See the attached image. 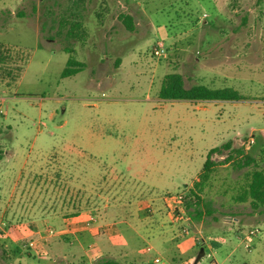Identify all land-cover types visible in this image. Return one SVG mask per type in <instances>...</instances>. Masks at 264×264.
<instances>
[{
  "label": "rangeland",
  "instance_id": "374dc122",
  "mask_svg": "<svg viewBox=\"0 0 264 264\" xmlns=\"http://www.w3.org/2000/svg\"><path fill=\"white\" fill-rule=\"evenodd\" d=\"M120 15L133 16V32ZM70 50L86 68L62 78ZM169 74L245 100L162 99ZM227 142L255 164L216 168L201 194L211 214L190 230L228 243L206 240L175 261L151 251L145 264H264V207L234 201L264 168V0H0V264H95L108 252L121 261L139 245L135 225L156 215L139 210L147 200L157 209L182 194L187 220L208 153ZM78 209L107 237L81 249L38 226ZM253 210L243 229L222 231ZM38 230L40 254L28 247Z\"/></svg>",
  "mask_w": 264,
  "mask_h": 264
},
{
  "label": "crops",
  "instance_id": "0c3cea01",
  "mask_svg": "<svg viewBox=\"0 0 264 264\" xmlns=\"http://www.w3.org/2000/svg\"><path fill=\"white\" fill-rule=\"evenodd\" d=\"M121 16V15H120ZM199 179H196L195 181H198ZM167 200H165L163 203L159 204V207L155 209L153 207V203H151L148 200L146 203V207H140L139 210L141 212H144L146 214H154L153 220H147L142 219L140 220V225H135L137 227V230L135 229L134 235L137 239L140 240L139 245L135 247L133 252H130L129 250H123L122 251V259L121 262L123 264H145L144 263V257L149 254V252L154 251L158 255L161 253H167L170 255V258L175 261V259L180 255H186L187 252L195 251L197 248H199L202 243H204L203 238L206 237L202 234V230L198 229V232L195 233L191 231L190 225H192L196 220L188 214V218L190 222H187V220H184V217L182 216V209L181 205L174 201L173 206H169L166 203ZM145 202H139L140 204H143ZM157 206V205H154ZM241 206V205H239ZM173 209H177V213L179 216H176V212H174ZM167 210V211H166ZM256 210V209H254ZM252 211H247L245 214L243 212H237V214L234 217H230L227 219L228 225H226L225 228L222 229V231L228 230V228L237 227V229L240 231L243 229L242 227L246 223H250L248 220H243L244 216L247 218H254L257 214ZM167 212V218H163L162 216L164 213ZM208 212L204 213L202 219L199 221L201 222V227L206 221V215ZM255 215V216H254ZM91 215L88 216V214L81 213L80 215L73 217V218H64L63 216H47L44 217L43 221L39 223L38 226L45 225L46 228L57 226V228H64L67 225H73L75 224V229H72V231L69 234L73 235V243L74 246L77 248H84V244L87 243L89 240H91L96 235H99V237H107V234H100L101 232L98 231L97 228H93L89 226V218ZM181 219L183 221H181ZM214 221H216V218L214 217ZM125 223V222H124ZM227 223V222H226ZM244 223V224H243ZM115 226L119 227L117 222L114 223ZM51 225V226H50ZM249 225V224H248ZM56 227L54 229H57ZM40 229V228H39ZM45 231V230H44ZM44 231L38 230L34 232L35 239L42 237L44 234ZM111 236L117 234V229L111 231ZM171 233V234H170ZM110 236V237H111ZM66 237V235H65ZM43 238V237H42ZM88 240V241H86ZM86 241V242H85ZM244 241V240H242ZM143 243L141 245L140 243ZM228 243L226 240L223 244ZM141 245V246H140ZM91 249L94 248V245L91 244ZM148 248L150 250H148ZM203 253V249H201ZM235 252V248L231 251L230 255ZM203 255V254H202ZM105 256H111V254L108 252V254H105ZM101 257H104L102 255ZM175 257V258H173ZM159 258L158 256L155 257ZM116 259V258H115ZM175 263V262H172ZM149 264V262H148Z\"/></svg>",
  "mask_w": 264,
  "mask_h": 264
},
{
  "label": "trees",
  "instance_id": "16d2710c",
  "mask_svg": "<svg viewBox=\"0 0 264 264\" xmlns=\"http://www.w3.org/2000/svg\"><path fill=\"white\" fill-rule=\"evenodd\" d=\"M125 27L128 31L135 30L134 18L131 15H121ZM70 50V58L67 66L62 72V78L75 76L86 68V64L74 58ZM160 96L165 100H190V101H242L245 97L238 91L232 88L213 89L204 85H196L189 89L184 86L183 77L180 74H169L165 77L160 90ZM224 151L229 154L224 161L217 162L213 160L215 154L222 155ZM2 159V152L0 151V160ZM232 165L234 169H244L255 164V159L245 156L244 150L241 148H233L231 142H227L219 147L213 148L208 153L206 162L204 164L199 180L193 184L194 191L192 196L196 201L194 203L186 204L188 214L194 220L200 221L203 217L201 209V194L207 186L216 168L220 165ZM247 182L241 188L239 193L234 197L237 203L250 202L253 209L264 207V168L256 169L247 174ZM79 209L73 213L65 214L64 218H73L80 215ZM211 214L210 211H208ZM85 261V259H84ZM84 264H86L84 262ZM95 264H123L121 261L110 256L100 258Z\"/></svg>",
  "mask_w": 264,
  "mask_h": 264
},
{
  "label": "built area",
  "instance_id": "2783aa9c",
  "mask_svg": "<svg viewBox=\"0 0 264 264\" xmlns=\"http://www.w3.org/2000/svg\"><path fill=\"white\" fill-rule=\"evenodd\" d=\"M153 54L156 57H164L165 49H164L163 44H158L154 48ZM254 143H255V141H254V138L252 137L251 140H250V145L252 146ZM184 200H185V196L182 195V194L181 195L178 194L174 198V201H176L179 204L183 203ZM173 210H174V212H176V216H179V214L177 213V209H173ZM94 222H96V219L93 216H90L89 221H88L89 226H91ZM74 227H75V224L67 225L64 228H61L59 230L58 229H54V228H48L46 230V232H45V236L46 237L64 236V235H67L68 233H70ZM256 234H258V231H256V230H251L249 232V236H254ZM42 237H40L39 239L30 240L29 243H28L29 249H31L32 251H35L38 254H40V252L44 253L45 251L43 250L41 244H42V242H45V241L43 239L44 237L43 238ZM206 240H208L210 242H216L218 244H223L224 241H225L222 238H213V237H209V238L205 237V238H203L204 243H205ZM148 250H150V249L148 248ZM154 262H155V264H159L161 262V260L159 258H156Z\"/></svg>",
  "mask_w": 264,
  "mask_h": 264
}]
</instances>
